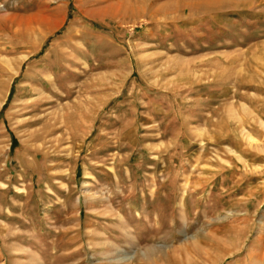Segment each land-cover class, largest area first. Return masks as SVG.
<instances>
[{"label":"rangeland","instance_id":"1","mask_svg":"<svg viewBox=\"0 0 264 264\" xmlns=\"http://www.w3.org/2000/svg\"><path fill=\"white\" fill-rule=\"evenodd\" d=\"M263 242L264 0H0V264Z\"/></svg>","mask_w":264,"mask_h":264},{"label":"bare ground","instance_id":"2","mask_svg":"<svg viewBox=\"0 0 264 264\" xmlns=\"http://www.w3.org/2000/svg\"><path fill=\"white\" fill-rule=\"evenodd\" d=\"M50 21V20H49ZM48 21V22H49ZM50 23V26H49V31L51 30V29H53V28H55L56 26H55V22H49ZM248 140L250 141V143H252V144H254V143H256L257 142V140L254 138V137H251V136H249L248 137ZM247 166V165H246ZM249 209V208H248ZM264 243V242H263ZM262 243V244H263ZM263 246V245H262ZM262 246H261V248H262ZM263 249V248H262ZM263 252V251H262ZM261 252V253H262Z\"/></svg>","mask_w":264,"mask_h":264}]
</instances>
